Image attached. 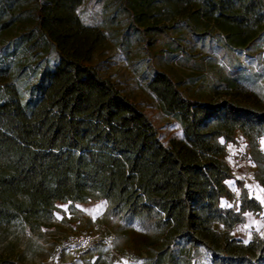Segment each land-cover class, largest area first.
<instances>
[{
    "label": "trees",
    "instance_id": "16d2710c",
    "mask_svg": "<svg viewBox=\"0 0 264 264\" xmlns=\"http://www.w3.org/2000/svg\"><path fill=\"white\" fill-rule=\"evenodd\" d=\"M81 1L58 0V8ZM122 1L151 43L167 37L162 53L186 67L210 65L215 87L228 96L190 97L162 70L145 77L163 111L183 128L184 140L167 144L148 115L94 64L107 39L99 25L78 19L50 37L40 0H0V30L30 23L4 57L31 77L28 83L11 80L12 66L0 58V232L15 222L40 227L59 201L104 199L97 222L119 223L118 232L131 238L144 232L148 264H195L202 252L210 264H264L263 236L243 240L215 227L231 229L247 212L260 215L264 208L226 159V145L238 143V132L248 142L264 138V107L234 96L243 50L264 38V0H198L173 24L161 22L155 10L193 0ZM196 40H208L225 64L217 66L215 56L199 60L188 50ZM50 47L57 52L53 64L44 56ZM259 182L264 186V179ZM0 264L27 263L16 255L0 257Z\"/></svg>",
    "mask_w": 264,
    "mask_h": 264
},
{
    "label": "rangeland",
    "instance_id": "374dc122",
    "mask_svg": "<svg viewBox=\"0 0 264 264\" xmlns=\"http://www.w3.org/2000/svg\"><path fill=\"white\" fill-rule=\"evenodd\" d=\"M197 3L198 0L189 4L180 2L165 9L159 6L155 12L161 22L173 24L183 21ZM39 13L42 27L50 37L70 27L78 19L102 27L107 39L97 48L94 64L102 75L110 77L148 115L167 144L173 140L182 142L183 128L173 115L163 111L159 100L147 88L145 77L155 70H162L170 74L190 97L209 100L228 96L223 89L215 87L217 80L210 65L205 70L190 68L182 65L177 57L162 53L160 47L164 46L167 37L161 35L158 43H151L149 34L143 35L140 29L132 25L131 15L124 9L122 0H82L67 9H59L58 0H40ZM29 26L27 20H22L0 30V58L13 50L15 39ZM214 29L213 33L219 34ZM216 38L214 36L213 42ZM188 50L196 54L199 60L205 61L215 56L217 66L226 62L222 52L213 50L208 40L205 44L201 40L192 41L188 44ZM17 56L23 57L20 53ZM44 56L53 64L57 52L50 47ZM241 60L240 86L234 96L240 102L264 107V38L245 48ZM14 61L6 59L12 66L11 80L17 76L23 83H28L31 77L17 68L18 63ZM237 139L236 144L227 143L226 159L233 167L235 176L242 179L249 192L264 205V186L259 182L264 179V138L253 136L252 141L248 142L238 132ZM221 141H224L223 138ZM229 185L239 196L240 187L236 180H229ZM238 203L223 202L225 206ZM106 206L104 199L59 201L54 215L40 227L32 229L18 222L12 223L0 232V257L21 255L27 264H148L149 248L144 243V232L135 233V237L131 238L125 231L118 232L119 223L108 225L97 222ZM215 227L243 240L254 235L264 237V208L260 215L247 212L244 221L231 229L218 223ZM195 264H210V256L202 252Z\"/></svg>",
    "mask_w": 264,
    "mask_h": 264
},
{
    "label": "crops",
    "instance_id": "0c3cea01",
    "mask_svg": "<svg viewBox=\"0 0 264 264\" xmlns=\"http://www.w3.org/2000/svg\"><path fill=\"white\" fill-rule=\"evenodd\" d=\"M102 28V27H101ZM58 203V202H57Z\"/></svg>",
    "mask_w": 264,
    "mask_h": 264
}]
</instances>
